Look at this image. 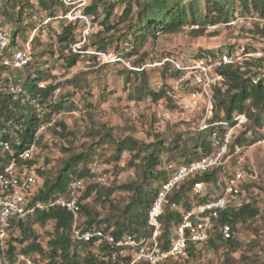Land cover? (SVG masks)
Instances as JSON below:
<instances>
[{
	"label": "trees",
	"instance_id": "16d2710c",
	"mask_svg": "<svg viewBox=\"0 0 264 264\" xmlns=\"http://www.w3.org/2000/svg\"><path fill=\"white\" fill-rule=\"evenodd\" d=\"M71 1L69 0L67 3L65 0H36V4H32L30 0H0V14L5 15L14 26L11 29L12 39L5 52L6 56L11 57L13 55L10 48L16 44V48L27 52L30 57L29 61L21 67L14 64H0V132L6 130L7 133H3V135L8 139L13 140L14 137L19 136L23 140V144L26 145L33 137L40 123L44 120L37 113L36 101L52 109V113L49 111L48 117L57 111H63L62 109L65 108V104L69 101L68 97L62 96L55 99V92L61 83L56 82L53 71L60 60H63L65 66L72 67L81 54H86L95 59L99 57V52L108 51L112 45L115 46L116 55L121 56L123 54L119 49L121 44L127 46L124 48L125 50H128V47L132 49L129 51L130 55L148 37L156 38L158 31L175 33L189 24H198L203 20L209 21L213 25L221 21L223 16L226 20V14L227 18L232 14V6L224 7L225 3L221 4L220 2L222 0H205V12L198 9V5H196L198 0H125V9L121 15V20L127 21L125 31L117 36L115 29L109 27L106 30V36L93 40L88 45H81L80 50L83 52H75L73 46L81 42L83 37L77 39L76 36L79 17L69 19L67 16L72 10ZM240 3L246 13L264 16V0H241ZM135 4L137 5L136 11H134ZM101 6H105L104 22L111 21L115 3L93 0L84 10L86 16L84 19L87 23H89L88 16L92 18V21L96 20ZM38 15H40L43 23H41L38 31L31 35L29 29L34 28L33 18ZM27 19L31 21L25 22ZM55 20H58L57 27L53 25ZM204 28L194 29L193 34L196 36L204 35ZM260 28L264 32V25ZM47 35H49V38L44 40L43 38ZM19 36L22 37L23 42L21 41V43L18 42ZM89 48H93V52H87ZM228 51L234 52L232 48H228ZM206 55L215 56L216 52L214 50H202L194 59ZM249 60L250 57L246 59V65L239 62L221 67L220 71L224 76V81L214 88L212 121H232L240 113L246 114V122L250 120L248 127L242 129L246 124L244 123L237 129L231 143L232 151L238 146L252 144L255 140L264 136L255 135L264 124V77L249 70L251 64ZM143 62V60L135 61L133 65L130 63L131 67H124L122 72L124 73L125 84H136V80L141 77L142 85L138 87L140 94L158 100L164 96L165 90L149 89L148 71L146 67H143ZM170 66L171 63L166 61L161 68L167 71L166 69ZM178 73V70L171 72V74H174L173 76L178 75ZM258 76L260 77L255 82L254 79ZM12 86L19 87L20 90L12 91ZM131 97L133 96L131 95ZM62 119L57 121L56 124L57 127L63 126L64 129L59 134L65 136L64 132L66 134L70 132L64 131L66 128ZM250 127L253 128L254 136L252 137H248ZM226 129L225 126L218 128L221 132ZM239 130L241 131L239 132ZM172 144H175L174 148H180L179 151L184 157L182 163L196 160L213 151L209 141V131L196 133L192 147L183 146L181 148L177 141ZM150 148V145L144 141L132 137L117 142L116 152L118 156L123 151L128 150L134 152L135 157L143 155L145 160L144 167L141 169L142 184L133 186L135 184L133 182L121 186L125 190L133 191L130 204L125 205L122 210V216L127 221L115 218L112 214L98 218V214L93 212L87 203H84V200L91 195L95 194L97 198L101 199L104 198L105 194L112 193L99 183H94L84 187L80 197V226L96 224L106 230H111L117 236L133 233L140 237L150 233L148 211L159 186L168 177V171L165 165L164 167L162 165L161 153L170 149L159 144H156L153 149ZM94 151L93 148L89 147L86 151L72 153L52 175H44L45 170L38 167L37 159L28 161L29 165L38 169L43 178V183L38 186L33 201H49L58 193H66L72 179L82 178L84 180V177L91 175L88 163ZM169 158L170 156L168 162L171 160ZM224 170V166H218L190 177L180 191L173 193L172 199L183 205L182 199L184 196H190L193 183L204 180L207 183L215 184L225 172ZM156 181L159 182L157 187L154 188L152 185ZM250 184L252 183H247L246 186ZM259 213V208L253 205L252 202L243 201L237 209L229 208L223 211L220 221L230 222L234 231H236L239 224L248 223L256 218ZM179 219V213L170 208H167L162 215V232L160 236V240H164V242H161L162 249L170 247L171 231ZM13 222L10 252L17 248L19 251L39 254L40 259L37 260V264H113L99 260L92 252L89 243H84L74 237V218L66 207L55 206L46 210H37L26 220L15 219ZM48 224H52L53 228L50 231L47 244L44 245L38 239L39 235L34 226L44 228ZM240 243L242 242L237 240L235 235L231 239H223L217 228L208 242L201 245L190 244L189 251L193 258L198 252H201L202 247L208 246L216 249L223 245L227 247L225 252V260L227 261L232 252L241 245ZM242 257L243 261L248 263L251 253H245ZM186 262L170 259L171 264H185ZM135 264L151 263L143 259ZM257 264H264V262Z\"/></svg>",
	"mask_w": 264,
	"mask_h": 264
},
{
	"label": "rangeland",
	"instance_id": "374dc122",
	"mask_svg": "<svg viewBox=\"0 0 264 264\" xmlns=\"http://www.w3.org/2000/svg\"><path fill=\"white\" fill-rule=\"evenodd\" d=\"M102 1L115 3L110 22H104L105 6H101L96 20L92 21V18L88 16L89 23H87L84 19L86 17L84 10L93 0L71 1L72 15L74 13L81 15L76 36L77 39L83 37L80 42L82 45H88L93 40L106 36V30L109 27L115 29L117 36L126 29L127 21L121 20L126 5L125 0ZM30 2L36 4V0H30ZM220 2L225 3L224 7L231 5L232 14L229 18L226 14V20L223 16L216 24L212 25L209 21L203 20L198 24H189L175 33L158 31L156 38L148 37L130 55L129 51L132 49L128 47V50H125L127 46L121 44L119 47L123 53L121 56L116 55L115 46L112 45L108 51L99 52V57L95 59L81 54L72 67L65 66L63 60L57 63L53 73L56 76V82L61 85L55 92V99L62 96L69 98L65 108L62 109L65 113L62 121L66 128L64 131L70 133L64 132L65 136L59 134L64 129L62 125L57 127L56 124L50 127L43 135L36 163L41 170H45L44 175H52L72 153L86 151L89 147L93 148L95 151L88 163L91 175L84 177L85 187L99 183L106 190L112 191L111 194H105L101 199L94 194L84 200V203H87L93 212L98 214V218L112 214L115 218L127 221L122 216V210L125 205L130 204L133 191L125 190L121 186L133 182L135 183L133 186H137L143 182L141 173L145 161L143 155L135 157L134 152L126 150L118 156L116 147L119 140L132 137L144 141L150 145V149H153L156 144L170 148L167 152L161 153L162 165L166 167L169 163V156L171 159L169 161L173 163L179 164L184 160L179 151L180 148H174L175 144H172L174 141H177L181 148L183 146L192 147L195 134L203 131L198 127V121L202 115L192 121H187L182 115L176 93L172 89V80L177 75L173 76L171 72L176 69L168 60L166 61L171 63V66L166 69L167 71L161 68L166 58L188 63L194 60V57L202 50H214L218 54L232 48L241 57L243 65H246L245 61L250 57L249 70L264 77V32L260 25L258 23H254L253 26L233 24L238 17L254 14L246 13L240 3L241 0ZM196 5L200 11L205 12V0H198ZM136 10L137 5L135 4L134 11ZM41 23L43 21L40 15L33 18L34 28L29 29L31 35L38 31ZM57 23L58 20H55L53 25L57 27ZM7 27L12 29L14 26L5 15L0 14V29ZM202 27H205L204 35L193 34L194 29ZM48 38L49 35L43 39ZM21 41L22 37L19 36L18 42L21 43ZM16 46L14 44L10 49L14 52L18 49ZM88 51L93 52V48H89ZM258 59L261 60L258 61ZM140 60L144 61L143 67H146L148 71L149 89L156 91L164 89L162 98L153 100L150 96L141 95L138 88L142 85L141 77L136 80V84H125L122 72L124 67H131L130 63L133 65L135 61ZM48 109L52 113V109L50 107ZM245 123L242 129L250 125V120ZM255 135H264V124ZM252 136H254L253 128L250 127L248 137ZM245 157L246 165L258 172V179L249 186H244L243 201L252 202L258 207L259 215L244 225H238L235 237L242 243L232 252L227 261L225 260L227 247L221 245L219 248L212 249L205 246L185 264H257L264 262V149L254 147ZM224 167L231 172L234 171L236 156L231 157ZM224 171L225 175H228L227 171ZM158 182L156 181L152 186L156 188ZM182 201L183 207L188 206L192 201L191 195L184 196ZM34 228L39 235L38 239L44 245L47 244L53 228L52 224L44 228L35 225ZM249 252L251 258L248 263H245L242 255ZM31 254L37 260L40 259L39 254Z\"/></svg>",
	"mask_w": 264,
	"mask_h": 264
},
{
	"label": "built area",
	"instance_id": "2783aa9c",
	"mask_svg": "<svg viewBox=\"0 0 264 264\" xmlns=\"http://www.w3.org/2000/svg\"><path fill=\"white\" fill-rule=\"evenodd\" d=\"M68 1V0H67ZM68 13L69 19L81 17L79 13ZM86 18V17H84ZM253 26L264 25V16L252 15L237 18L233 24ZM11 43V29H0V64L21 67L30 57L27 52L17 49L11 57L5 52ZM84 43V41H83ZM82 43L73 46L75 52L80 50ZM89 52V51H87ZM173 63L179 74L172 80V89L176 93L181 112L187 121H192L199 115L200 130L209 131V141L213 151L196 160L185 163L169 162L166 165L168 177L159 186L155 198L148 211V227L150 233L137 236L133 233L115 235L96 224L80 226L81 195L85 187L82 178H74L68 185L66 193H58L49 201H33V197L42 182V176L35 166L27 162L38 156L43 135L63 118L64 112L57 111L48 117L49 109L39 101L35 108L44 119L30 141L24 145L21 137L13 140L6 138L0 132V264H37V259L31 253L19 251L10 252L11 231L15 219L26 220L37 210L50 207H66L73 215L74 237L84 243H89L92 252L101 261L113 264H135L147 260L151 264H171L170 259L186 262L190 259V244H204L220 231L223 239H231L235 235L233 226L228 221H220L223 211L237 209L243 202L244 186L256 182L258 172L246 165V155L254 147L264 149V136L252 144L238 146L231 150V143L237 129L247 121L245 113L238 114L232 121H212L214 110V88L221 85L224 76L220 69L227 64L241 63V57L236 52L224 51L214 55H206L188 63L166 58L164 61ZM164 63V62H163ZM260 76L254 79L255 82ZM12 91L20 90L12 86ZM220 126L227 129L218 130ZM236 156V168L220 176L215 184L204 180L193 183L190 189L192 201L183 205L172 199L176 191H180L190 177L225 163ZM170 208L179 213V221L174 225L170 235L171 245L168 249L161 247L162 223L161 217ZM17 247V245H16ZM129 260V262H127Z\"/></svg>",
	"mask_w": 264,
	"mask_h": 264
}]
</instances>
